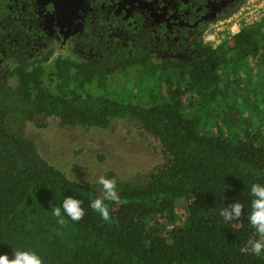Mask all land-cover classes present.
Listing matches in <instances>:
<instances>
[{
	"label": "trees",
	"instance_id": "1",
	"mask_svg": "<svg viewBox=\"0 0 264 264\" xmlns=\"http://www.w3.org/2000/svg\"><path fill=\"white\" fill-rule=\"evenodd\" d=\"M128 59L58 56L0 72V254L32 250L43 264H264L247 247L250 186L264 185V11L187 62ZM43 116L85 129L127 122L164 161L129 178L105 170L121 199L106 202L103 221L89 206L96 180H72L24 133ZM66 196L85 215L60 226L51 208ZM235 201L243 215L224 221L220 210Z\"/></svg>",
	"mask_w": 264,
	"mask_h": 264
},
{
	"label": "flooded vegetation",
	"instance_id": "2",
	"mask_svg": "<svg viewBox=\"0 0 264 264\" xmlns=\"http://www.w3.org/2000/svg\"><path fill=\"white\" fill-rule=\"evenodd\" d=\"M246 0H0V72L55 57L189 61ZM128 59V60H129Z\"/></svg>",
	"mask_w": 264,
	"mask_h": 264
},
{
	"label": "rangeland",
	"instance_id": "3",
	"mask_svg": "<svg viewBox=\"0 0 264 264\" xmlns=\"http://www.w3.org/2000/svg\"><path fill=\"white\" fill-rule=\"evenodd\" d=\"M249 1L254 2L255 12L257 8H264V0ZM238 11L212 23L211 26L216 23L219 29L216 34L212 30L206 31L204 39L210 45L228 39L232 35L233 23L240 22ZM227 17L231 18L229 26L223 21ZM117 81L116 84L121 85L119 78ZM42 120L43 126L28 122L24 133L35 142L46 160L72 180L95 181L107 169L115 170L120 177L129 178L153 170L164 161L154 139L127 122L116 121L108 128L85 129L61 127L55 117L43 116Z\"/></svg>",
	"mask_w": 264,
	"mask_h": 264
},
{
	"label": "clouds",
	"instance_id": "4",
	"mask_svg": "<svg viewBox=\"0 0 264 264\" xmlns=\"http://www.w3.org/2000/svg\"><path fill=\"white\" fill-rule=\"evenodd\" d=\"M96 183L100 186L101 193L98 197L90 200L89 206L103 221L110 223L109 206L106 202H120L117 179L99 175ZM249 195L251 201L247 219L254 232L247 241V247L254 256H260L264 253V185L260 183L251 184ZM51 213L60 226L68 224L69 220L65 219V216L72 221H80L85 215L81 202L72 196H66L60 206H53ZM243 213L244 205L235 201L223 207L219 215L224 221H236ZM0 264H43V261L35 251L16 249L11 258L7 254H0Z\"/></svg>",
	"mask_w": 264,
	"mask_h": 264
},
{
	"label": "built area",
	"instance_id": "5",
	"mask_svg": "<svg viewBox=\"0 0 264 264\" xmlns=\"http://www.w3.org/2000/svg\"><path fill=\"white\" fill-rule=\"evenodd\" d=\"M254 2L246 0L243 6L240 8L238 11L240 16V22L238 23H233V26H231V32L232 34L236 33L239 31V29L242 27V25H251L254 23L260 22V18L263 14L264 8H257L256 12L254 9ZM231 18H225L223 21L227 23L229 26ZM223 21H219V23H223ZM229 28V27H226ZM219 28H216V23L210 26L208 30H212L213 34H216ZM211 38H214V36H211Z\"/></svg>",
	"mask_w": 264,
	"mask_h": 264
}]
</instances>
